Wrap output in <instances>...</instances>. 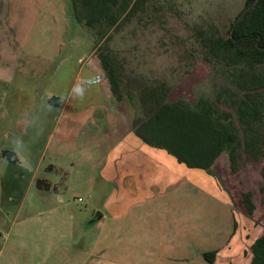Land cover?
I'll return each mask as SVG.
<instances>
[{"label":"rangeland","instance_id":"rangeland-1","mask_svg":"<svg viewBox=\"0 0 264 264\" xmlns=\"http://www.w3.org/2000/svg\"><path fill=\"white\" fill-rule=\"evenodd\" d=\"M4 1L8 12L15 1L25 8L20 24L28 30L21 35L22 70L6 99L21 112L17 119L23 129L22 139L30 138L37 152L32 158V170L40 160L26 202L32 198L42 209L47 205L44 195L60 196L77 223L72 242L75 248L90 252L111 250L110 224L116 223L120 244L130 246V240L135 243L132 262L145 261L140 249L147 248L148 256L151 254L148 264H201L197 256H192L194 251L221 247L215 264H248L250 245L264 229V155L254 160L238 147L236 169L231 170L224 154L215 167L216 179L201 170L181 174L185 167H179L167 155V170L178 175L163 173L159 184H148L143 191L132 179L122 183L116 176L108 178V164L119 143L128 136L129 121L111 94L95 53L96 47L111 51L123 91L134 97L139 108L144 106L138 100L140 92L155 87L167 91L169 102L214 100L219 89H232L233 83L225 71L208 61L198 31L226 35L245 0H145L138 12L95 45L92 31L77 21L71 0H30V4L24 0ZM260 68L264 71V64ZM217 108L232 115L241 139L243 134L229 102L223 98ZM261 132L264 136V125ZM3 146L9 148V144ZM8 162L7 159L6 166ZM31 167L23 166L17 171L1 167L3 181L10 184L14 176L16 180L13 190L6 188L2 192L3 199L11 194L13 200L0 208L6 218L0 220V244L17 204L26 194ZM46 182L51 185L49 190L43 187ZM222 186L233 198L231 202L225 200ZM247 191L254 204L252 214L243 204L240 206L241 194ZM114 201L118 215L112 216L109 204ZM97 209L107 215L106 226L83 231L89 225L83 222L87 223ZM230 209L234 232L229 243ZM158 214L164 237L154 251L138 232Z\"/></svg>","mask_w":264,"mask_h":264},{"label":"trees","instance_id":"trees-1","mask_svg":"<svg viewBox=\"0 0 264 264\" xmlns=\"http://www.w3.org/2000/svg\"><path fill=\"white\" fill-rule=\"evenodd\" d=\"M254 0H245L244 7ZM145 0H71L74 15L80 24L92 31L94 45L109 38L111 30L138 12ZM233 21L226 35L199 30L200 43L207 50L208 61L228 74L232 89H219L215 99L200 98L190 104L185 100H166V90L155 87L143 89L138 100L122 88V79L109 49L96 47L109 84L110 92L123 109L132 116L136 133L147 143L166 149L176 160L189 168H198L213 176L211 166L224 153L231 170L237 166L238 147L250 158L260 160L264 155V0ZM105 39V40H106ZM164 86V84L162 85ZM225 98L233 108L243 134L240 139L232 115L220 111L217 102ZM125 104V106H124ZM139 124V125H138ZM42 186V185H39ZM47 188L46 183L43 184ZM242 204L252 214L251 193L241 194ZM92 217L88 224L97 220ZM248 264H264V229L250 245ZM215 250L203 253L205 260L214 264Z\"/></svg>","mask_w":264,"mask_h":264},{"label":"crops","instance_id":"crops-1","mask_svg":"<svg viewBox=\"0 0 264 264\" xmlns=\"http://www.w3.org/2000/svg\"><path fill=\"white\" fill-rule=\"evenodd\" d=\"M24 1L26 4H30V0ZM5 3L6 1L0 0V171L1 167L4 166L6 169L10 168L17 171L18 168H22L23 166L31 167L32 158L35 157L37 152L36 154L34 153L33 143L30 138L27 141L22 139L23 129L20 128L19 125H21V122L17 119V116H21V112L19 109H16V105L12 103L7 104L6 101L8 89L12 88V84L18 72H21L22 70L21 59L23 56V37L21 35L28 30L20 24L22 14L25 13V8L22 7V5H19L20 2L18 3L15 1L16 5L11 6L10 12H8ZM32 10H34V8H32ZM25 34H27V32ZM122 110L125 112V116L129 121L126 123L128 136L119 143L114 159L108 164L109 166L107 167L108 171L106 174L108 178H112L111 175L113 177L116 176L117 181L122 183H124L127 178L132 179L143 191L148 184H159L163 173H170L174 177L178 175L173 171L169 172L167 170L165 161L167 155L172 157L179 167H185L186 170L181 172V174L192 170H196L198 173L199 170H201L208 174L202 169L187 167L185 164L178 162L174 155L169 153L166 149L151 145L144 141V139L136 133L138 126H133L130 112L127 109L122 108ZM3 143L9 144V148H4ZM45 144L47 147L49 140H47ZM41 155L42 154H40V157ZM223 156L224 153L220 154L212 164L211 171L213 174H217L215 167L218 164V160L223 158ZM7 159L9 160L8 166H6ZM39 162L40 160L38 159L36 164L34 163L33 170V167H31V176L25 188L26 194L24 193L22 200L17 204L14 218L10 222L4 235H2V242L0 244V264L149 263L147 257H151V254L148 256L147 248L140 249V252L145 254L143 256L146 258L145 261H133L134 263L130 261L132 253L133 255L135 254L133 252V246H135V243H131L132 240L129 238L130 246L120 244V233L114 227L116 226V223L110 224V227H112L111 234L113 238L111 250L103 249L99 251L100 254L96 251L90 252L81 248L72 247L74 244L73 232L75 231L77 223L75 222L72 213L65 208L64 200L60 196L57 198L55 193L50 195V197L44 195L43 198L47 205L46 208L42 209L38 208L37 202L33 201L30 197L29 201L26 202L28 192L32 189L34 180L36 179V170ZM103 171H106V169ZM18 173L19 175H22V171H18ZM208 175L214 177L211 174ZM168 179L170 180L172 177ZM15 180V176L13 177V180L10 179V184H8V180H0V208L5 205L6 201L13 200L11 194H7L5 196L6 199H3L2 192L4 193L6 188L13 190ZM46 184L48 187L45 189L49 190L51 185L48 182H46ZM223 189L226 190L225 187H223ZM232 199L230 193L226 190L225 200L231 202ZM240 202L241 206L242 198ZM109 207H111V211L114 214L112 216L118 215V205L115 201L111 202ZM96 214L98 218L95 222L89 225L88 222H83L88 225L82 229L83 231L90 230L93 227L102 228L103 226H106L108 222L107 215L97 209L91 218L96 216ZM228 214L229 221L231 222V232L228 234L227 242H229V237L234 232V217L231 209ZM157 216V219H154L153 216L151 221L147 222L148 225L145 223L140 226L141 230L138 232L140 238L143 237L144 239L146 237L145 239L149 246L154 247V251L161 246V239L164 237L161 236V214H158ZM5 219L3 211L0 209V220L5 221ZM78 223L81 224L82 221ZM145 231L146 233L144 234ZM218 248L221 247H216L212 250L217 251ZM212 250L198 249L192 253V256H197V258L200 259L201 264H210L203 257V253ZM216 257L217 253L215 255L214 264Z\"/></svg>","mask_w":264,"mask_h":264},{"label":"water","instance_id":"water-1","mask_svg":"<svg viewBox=\"0 0 264 264\" xmlns=\"http://www.w3.org/2000/svg\"><path fill=\"white\" fill-rule=\"evenodd\" d=\"M258 0H254L250 5H248L247 7L244 8V10L240 13V15L238 16L237 20H240L243 15L245 14L246 11H248L249 9H251L253 6H255V4L257 3Z\"/></svg>","mask_w":264,"mask_h":264}]
</instances>
